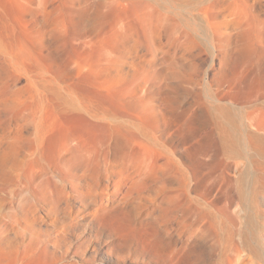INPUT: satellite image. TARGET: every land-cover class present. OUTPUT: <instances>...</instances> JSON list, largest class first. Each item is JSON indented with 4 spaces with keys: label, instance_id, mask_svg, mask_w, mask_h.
<instances>
[{
    "label": "rangeland",
    "instance_id": "374dc122",
    "mask_svg": "<svg viewBox=\"0 0 264 264\" xmlns=\"http://www.w3.org/2000/svg\"><path fill=\"white\" fill-rule=\"evenodd\" d=\"M49 166L26 264H264V0H0L1 201Z\"/></svg>",
    "mask_w": 264,
    "mask_h": 264
},
{
    "label": "bare ground",
    "instance_id": "6f19581e",
    "mask_svg": "<svg viewBox=\"0 0 264 264\" xmlns=\"http://www.w3.org/2000/svg\"><path fill=\"white\" fill-rule=\"evenodd\" d=\"M242 54L244 53L242 52ZM253 146L255 152H257L260 146L258 141L254 140ZM164 151L166 152L167 150L164 149ZM72 163V159L65 158L63 160H60L58 168L59 170H62V168L64 167L71 166ZM177 164L181 169V173L184 174V168L182 167L183 163L177 162ZM39 173L40 174L37 177H35V175L30 176L29 182L31 183V185H34L33 190H28L26 192V188H22V193L20 196H18L19 193H17L16 199H13V196H9L6 198L5 202H2L0 197V264H26V239L24 240V242H18L16 238H13L10 235V233L3 232L4 229H8L10 226L13 227L15 225L26 232V227L22 226V222L17 223V219L19 218L16 212L17 210H21L26 214V206H31L33 208L36 207L39 202H42L44 205L54 207L55 212L60 215L62 214V212H64L61 207L63 202L68 204V200L75 197L66 193H54L52 190H50V186L63 187L62 178L59 175L60 172H57L55 169L49 166L47 168H43V170ZM168 175V172L165 171L160 174L158 178V182L162 185V187H160L162 190H164L165 193L163 194V197H165L168 192L170 193L171 191H173V189L169 186L168 188L166 187V185H168L172 180ZM183 180L184 179L182 178L181 182L179 181V185L183 184ZM46 187H50V191H48L47 195L45 196L43 189H45ZM36 189H38V191H36ZM167 196L169 197V195ZM80 203L82 205L86 204L83 199H81ZM32 243L35 242L33 241ZM176 243V239H174L173 243L171 241V247L173 246V248H176ZM180 245L181 247H183V242L180 243ZM245 263L246 261L241 257L234 258L230 262V264Z\"/></svg>",
    "mask_w": 264,
    "mask_h": 264
}]
</instances>
